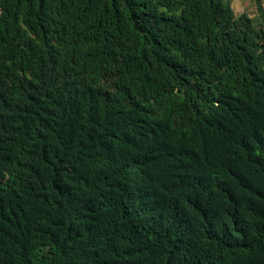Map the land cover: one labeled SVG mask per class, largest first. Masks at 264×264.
<instances>
[{"label":"trees","instance_id":"obj_1","mask_svg":"<svg viewBox=\"0 0 264 264\" xmlns=\"http://www.w3.org/2000/svg\"><path fill=\"white\" fill-rule=\"evenodd\" d=\"M0 0V264H264V7Z\"/></svg>","mask_w":264,"mask_h":264},{"label":"rangeland","instance_id":"obj_2","mask_svg":"<svg viewBox=\"0 0 264 264\" xmlns=\"http://www.w3.org/2000/svg\"><path fill=\"white\" fill-rule=\"evenodd\" d=\"M228 1L235 13L238 15L241 12H246L252 19V22L256 27L261 24V18L257 11V0H225ZM260 3L264 7V0H260Z\"/></svg>","mask_w":264,"mask_h":264}]
</instances>
